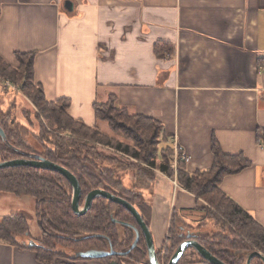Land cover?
<instances>
[{"label": "crops", "instance_id": "0c3cea01", "mask_svg": "<svg viewBox=\"0 0 264 264\" xmlns=\"http://www.w3.org/2000/svg\"><path fill=\"white\" fill-rule=\"evenodd\" d=\"M71 1L72 11L66 0H0V57L15 65L16 53L34 52L46 100L70 99V115L89 126L103 121L94 103L111 94L131 114L160 121L161 146L176 140L190 174L212 167L213 139L242 154L250 165L221 189L264 226V0ZM122 181L141 196L157 250L170 246L173 228L204 231L205 202L166 174L156 170L143 189ZM0 192V222L25 214L38 240L36 199ZM22 245L0 240V264H48ZM57 259L51 264H105Z\"/></svg>", "mask_w": 264, "mask_h": 264}, {"label": "trees", "instance_id": "16d2710c", "mask_svg": "<svg viewBox=\"0 0 264 264\" xmlns=\"http://www.w3.org/2000/svg\"><path fill=\"white\" fill-rule=\"evenodd\" d=\"M162 44L158 42L155 45L157 54ZM15 57L19 66L10 65L0 57V79L22 83L21 90L37 110L40 131L36 133L30 125L13 118L0 102V125L6 132L7 141L14 148L44 156L70 170L79 179L84 195L93 189H105L139 208L141 196L133 189L125 188L121 177L133 166L127 165L121 158L123 163L119 162V154L107 153V149L130 156L171 179L176 177L183 189L205 202L206 206L201 209L204 218L198 227L207 226V221L212 219L213 227L221 231H200L196 239L219 259L227 264H246V252L249 250L259 251L264 256V226L221 189L226 176L236 174L250 165L251 162L242 154L224 153L218 140L213 139L212 167L190 174L180 153L175 166L172 145L165 148L161 146L164 135L160 121L131 114L128 109L119 107L114 94L106 102H95L93 107L97 120L107 122L114 132L133 140V148L105 134L98 126H89L81 119L72 117L68 112L70 99L47 101L42 86L34 81V52L16 53ZM8 92L10 90L6 88L3 94ZM25 136L32 138L34 148L26 142ZM7 141L0 137V163L21 157L20 153L8 146ZM137 170L150 176V171L145 168ZM149 179L152 181L151 177ZM0 191L36 199L43 237L37 241L40 246L31 249L37 252L40 261L51 264L58 253H63L60 247H107L111 242L115 250H123L131 245L132 229L126 228L125 235L128 237L122 241L120 227L114 219L137 225L133 215L122 205L103 197L96 198L86 214L77 215L72 209L71 185L59 172L26 166L0 168ZM224 231H228L234 239L221 234ZM171 234L170 254L187 239L184 234L178 236L174 228ZM28 237L32 238L29 222L22 215L14 214L0 222V240L23 247L22 242ZM144 247V237L141 236L138 247L128 255L132 263L141 262ZM242 250L243 253H232ZM110 258L103 260L108 262ZM251 264L264 262L262 258L254 257Z\"/></svg>", "mask_w": 264, "mask_h": 264}, {"label": "water", "instance_id": "95a60500", "mask_svg": "<svg viewBox=\"0 0 264 264\" xmlns=\"http://www.w3.org/2000/svg\"><path fill=\"white\" fill-rule=\"evenodd\" d=\"M65 8L68 11L73 10V2L71 0H66L64 3ZM0 135L6 139V134L3 130V128L0 126ZM29 157L27 158H20V159H13L10 161H5L0 163V168H7V167H34V168H41L45 170H50V171H56L61 173L66 179L69 181L70 185L73 188V195H72V208L73 211L77 215H84L86 214L92 207L93 201L98 198V197H103L106 198L109 201L115 202L119 205H122L124 208H126L136 219L137 224L139 228L141 229L142 233L145 236L146 240V247H147V254L149 257V264H161L158 257H157V251L156 247L154 244L153 236L152 233L143 220V217L139 210L129 201L126 199L115 195L112 192H109L105 189H93L90 191L87 196L85 197V202L84 206H80V200L82 197V187L80 184V181L74 175L70 170L65 168L64 166L53 162L49 160L48 158H45L44 156L38 155V154H29ZM20 214V213H19ZM23 217H25L27 220H29V216L25 214H20ZM117 222V221H116ZM118 223L130 227L135 231L136 238L130 247L128 251L125 252H118L113 250L112 244H110L109 249L105 248H96L93 246H89L87 248H80L78 250H73L71 253H77L78 256L76 257L77 259H102L108 256L112 255H127L129 252L137 246V242L140 238V231L137 226H134L130 223L123 222V221H118ZM187 239L183 241L175 250L169 264H178L179 260L181 257L186 253L187 250H195L202 259V262L206 264H227L221 259H219L217 256H215L211 251H209L206 247H204L197 239L196 236L193 234H188ZM25 247L32 248V247H38L40 246L36 239L33 238H27L26 241L24 242ZM239 253H243L242 251H238ZM254 257H260L263 259L264 262V256L261 252L259 251H253L251 253H248L247 255V262L246 264H251V261L253 260Z\"/></svg>", "mask_w": 264, "mask_h": 264}, {"label": "rangeland", "instance_id": "374dc122", "mask_svg": "<svg viewBox=\"0 0 264 264\" xmlns=\"http://www.w3.org/2000/svg\"><path fill=\"white\" fill-rule=\"evenodd\" d=\"M15 59H16V57H15ZM15 65L19 66L17 59H16ZM15 65H13V66H15ZM7 83H9L10 86ZM21 87H22L21 82L15 83L12 80L0 79V102L5 107V109H7L10 112V114L12 115L13 118L17 119L18 121H20L21 123H23L25 125H28V126L30 125V128L34 132L39 133L40 122L36 119L37 110L34 107V105L32 104V102L25 95V93L21 90ZM6 88H8L10 90V92H8V94H3L4 90ZM102 96H103V91H101V93H100V98ZM99 128L105 134L113 136L116 140H119V141L123 142L124 144H129V145L133 146V148H134L135 144H134L133 140L125 138L124 136L121 135V133L114 132L107 122L100 121L99 122ZM30 138L31 137H29V136H25L24 139H26V142L34 148L35 144L32 142V138L31 139ZM107 150H109L107 153L119 154V156H118L119 162L123 163V161H124L127 165L133 166L121 174V177L123 180H125V183L127 186H134V187L137 186L141 189L148 188L150 186V182H151L149 178L151 177L153 182L156 179V170L157 169L151 168L150 166H148L146 164H142V162H140V161L137 162L132 157L120 154V153H118L112 149H107ZM140 167L145 168L148 171H150V176L145 175L142 171H138L137 168L140 169ZM178 186H180V185L178 184ZM212 223H213L212 219L207 221L208 225L207 226L205 225L204 231H210L211 233L220 232L221 229L219 230V229L214 228ZM194 229H195V230H193L194 232H196V230H198L197 228H194ZM191 230H192V227L190 228L189 232H190V234H193L192 233L193 231L191 232ZM122 232H123V229H121V233ZM221 234L229 237L230 239H234L230 236V233L228 231H224L223 233L221 232ZM41 238H42V236H40L37 241H39ZM25 241L26 240L24 239L23 242H25ZM59 250H61L63 253H58V256H57L58 259L57 260H61V261L63 260L65 262H69V263L80 260V259L76 258L78 256L77 253H71V249L60 247ZM72 250H75V249H72ZM253 251H256V250H253ZM253 251L249 250L246 253H251ZM190 253H195V252L189 251V257H190ZM232 253H236V252L232 251ZM237 253H239V252H237ZM193 258H194V260L193 259L189 260V258L186 259V261L182 262V264H187V262H189V261H193L190 264H199L202 261L200 256L199 257L194 256ZM140 263H143V260H141Z\"/></svg>", "mask_w": 264, "mask_h": 264}, {"label": "flooded vegetation", "instance_id": "af4514ba", "mask_svg": "<svg viewBox=\"0 0 264 264\" xmlns=\"http://www.w3.org/2000/svg\"><path fill=\"white\" fill-rule=\"evenodd\" d=\"M1 126V125H0ZM2 127V126H1ZM4 130V129H3ZM5 132V131H4ZM5 134H6V132H5ZM0 137L3 139V140H5V141H7V135H6V139H4L1 135H0ZM6 143H8V146L9 147H12L16 152H18V153H20V155H21V157L20 158H27V157H29L28 155L29 154H32L31 152H28V151H26V150H21V149H19V148H14L13 146H12V144L11 143H9L8 141L6 142ZM33 154H35V153H33ZM20 158H15V159H20ZM46 158V157H45ZM11 160H13V159H11ZM50 160V159H49ZM8 161H10V160H8ZM5 162V161H4ZM79 180V179H78ZM69 182V181H68ZM70 184V183H69ZM81 184V183H80ZM82 187V186H81ZM71 188H72V186H71ZM92 191V190H91ZM82 192H83V189H82ZM89 193V192H88ZM87 193V194H88ZM87 194L86 195H84V193L82 194V197H81V200H80V206L81 207H83L84 206V202H85V197L87 196ZM72 195H73V188H72ZM116 195V194H115ZM119 196V195H118ZM71 200H72V197H71ZM82 201V202H81ZM93 203H94V201H93ZM93 205V204H92ZM135 206V205H134ZM136 207V206H135ZM138 210H139V212L141 213V215H142V217H143V220L145 221V223L147 224V226L149 227V229H150V226H149V223L147 222V220H146V218H145V216L143 215V213L140 211V209L138 208V207H136ZM73 209V208H72ZM38 213V212H37ZM75 213V212H74ZM36 216H37V222H38V228H39V230H40V236H42L43 237V234H42V230H41V228H40V220H39V217H38V214H36ZM114 221H115V223L120 227V229H119V234H120V238H121V240L122 241H124L128 236H127V234L125 235V231H127L126 230V228L127 229H131L130 227H126V226H124V225H122V224H120V223H118V221H120V220H116V219H114ZM117 221V222H116ZM124 222V221H123ZM137 222V221H136ZM133 225V224H132ZM134 226H137L138 227V229H139V231H140V238H139V240H138V242H137V246L135 247V248H137L138 247V245H139V241H140V239H141V236H143L144 237V242H145V247H144V251H143V258H142V260H143V263H140L139 262V264H149V257H148V254H147V247H146V240H145V236H144V234L142 233V231H141V229L139 228V226H138V224L137 225H134ZM121 229H123V232L121 233ZM132 231H133V239H132V241H131V245L129 246V248H127V249H123V250H115L114 248H113V250H115V251H118V252H125V251H128L129 249H130V247L132 246V244H133V242H134V240H135V236H136V234H135V231L132 229ZM151 231V230H150ZM176 231H177V229H176ZM172 232V231H171ZM177 233H178V236H180V233H179V231H177ZM170 241H171V239H173V234H171L170 233ZM42 239V238H41ZM154 240V239H153ZM186 239H184V241H185ZM37 241V240H36ZM40 241V240H39ZM183 242V241H182ZM181 242V243H182ZM180 243V244H181ZM110 244H111V242H109V245L107 246V247H104V246H94V245H91V246H93V247H96V248H105V249H109V247H110ZM154 244H155V242H154ZM171 244V243H170ZM179 244V245H180ZM40 245V244H39ZM178 245V246H179ZM177 246V247H178ZM156 247V246H155ZM176 247V248H177ZM205 247V246H204ZM135 248H133L130 252H129V254L135 249ZM78 249H80V248H76V250H78ZM176 250V249H175ZM175 250L173 251V253H168V251H169V247H166V248H164L163 250H157V248H156V251H157V257H158V259H159V261H160V263L161 264H169V262H170V260H171V258H172V256H173V254H174V252H175ZM71 251H73L72 249H71ZM189 251H192V252H195V253H190V257H189ZM237 253V252H236ZM129 254H127V255H112V256H108V257H105V258H109V257H112V258H110L109 260H108V262H104V258H102V259H97V260H99V261H102V262H104L105 264H135V263H132L131 262V259H129L130 257L128 256ZM194 256H196V257H199L200 255L198 254V253H196V251L195 250H192V249H190V250H187L186 251V253H184V255L181 257V259L184 257V259H183V261L182 262H185L186 261V259H188L189 258V260H191V259H194L193 257ZM201 257V256H200ZM180 259V260H181ZM180 260H179V262H178V264H182V262H180ZM246 262H247V258H246ZM252 262V261H251ZM137 264H138V262H137Z\"/></svg>", "mask_w": 264, "mask_h": 264}, {"label": "built area", "instance_id": "2783aa9c", "mask_svg": "<svg viewBox=\"0 0 264 264\" xmlns=\"http://www.w3.org/2000/svg\"><path fill=\"white\" fill-rule=\"evenodd\" d=\"M7 84L10 86L9 83H7ZM174 151H175V166L177 165L178 153H180L181 156H182V159H183L185 162H187L188 157H187V155L184 153L182 147L177 143L176 140H175V142H174ZM174 184H175V187L178 186V183H177V179H176V178L174 179Z\"/></svg>", "mask_w": 264, "mask_h": 264}]
</instances>
